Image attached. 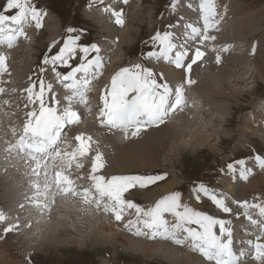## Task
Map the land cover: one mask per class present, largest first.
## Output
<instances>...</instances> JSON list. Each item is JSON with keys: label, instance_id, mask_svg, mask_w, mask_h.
<instances>
[{"label": "rangeland", "instance_id": "rangeland-1", "mask_svg": "<svg viewBox=\"0 0 264 264\" xmlns=\"http://www.w3.org/2000/svg\"><path fill=\"white\" fill-rule=\"evenodd\" d=\"M122 1L123 0H117L115 4H112V6L109 8L110 10H105V13L106 11H108L106 14L111 16L112 12L114 11L115 6L124 5V2L122 3ZM35 3L37 4L40 10L42 9L43 11H46L47 17L45 15V19L42 21L43 22L42 28L39 31L34 30L28 27L27 25H25L26 27L29 28V31L25 32L26 34L24 36H21V39H19L20 40L19 43L15 45V48L11 51L12 53L10 52V61H9L10 68H8L7 75H5V77L2 79L3 80L2 82L9 83L12 86L13 84L16 85L17 82L15 81L14 74H11V73L21 70V67H23L24 63L27 61H28L27 63L33 64V67H31V70H30L32 74L29 75L28 73L27 75L29 77H27L26 79L31 86L32 85L40 86L38 81L41 79L44 80L43 88H41L40 86L39 87L40 89H37V93L38 94L42 93L41 96L44 98L43 102L41 103V106L45 105L44 100L48 101L49 99H52V98H49V95H48V91H47L48 78H46L47 74L51 73V75L54 78V79L52 78L54 80L53 81L54 87L56 88L58 92V99L59 100L63 99L65 106H68L71 108L70 106L71 104H74L76 101H82L85 103L86 106L90 104L94 105V115L99 114L100 112L99 103L94 101V99L91 97L87 89L71 90L70 87L68 88V87L61 86V82H60L61 80H58L59 77L54 76V71H52V68L50 66H43L41 64L42 58L50 54H55V52L62 46V43L69 36V33L67 31L68 29L75 30L73 33H71V35L73 36L76 35L77 33L79 34L80 43L82 45L93 44L99 47L100 49L99 54H101L102 56H107L109 65H111L109 66V68H107L108 73H111L117 67H122L123 69L131 68L130 67L131 63H137L139 65H143L144 67H147L150 70L156 69V72H158L159 70V73H157L158 77L160 74H162L165 82L170 81L169 79L170 77L168 78L169 80L166 78V75L169 76L170 69L168 70L162 69L159 61L157 62V60L148 59L147 54L150 51L159 50L158 48H155L150 43L151 38L155 36L158 32L163 33L165 31H168V28H167L168 25L175 24L176 19L174 18V16H176V14H180L179 12H175L176 10L173 9V8L178 7L177 0H174V1L173 0H137V1L133 0V5L135 6L133 7V10L131 9L130 11L128 10V14L126 13L125 10H124L125 11V14H124V11H123L124 24L122 27L118 26L115 23V18L113 20L110 19L111 22L105 21L107 27H111L110 28L111 30H109L110 33L113 34V35L112 34L110 35L112 37L109 41L105 39V37H109V35L103 33L102 32L103 27L101 28L98 22L94 20L95 17L93 16V14L95 13V10L93 9H95L94 8L95 4H89L91 3V0H35ZM173 3L176 4L175 7H172ZM189 3H190L189 0H183V1L180 0L181 6L188 7ZM167 5L170 7V9H168L169 7H166ZM230 5L232 6L231 8L233 11L235 9L234 6L236 7L238 6L237 11H239V13L236 11L237 12L236 14L239 15L243 11L241 14L242 15L244 14V16L240 18L241 20L246 18L247 20L245 19L242 21L244 22L247 21L248 23L245 22V24L247 25L246 27H244V30L241 33H239L234 27L229 28L230 29L228 32L229 34L227 33L226 34L227 36L224 39H226L227 41H231L230 43H231L232 49L228 50L230 51V53L232 54H234L235 52H237V54L245 53V55L248 58L245 61V66L241 65L240 67H236V64H237L236 62L234 67L229 68L231 70H234L235 68V71L236 70L238 71L237 68H242V69H239L238 71L239 74L236 72V75L238 76H236L234 79L229 80L228 82L229 85L227 84L228 88L223 87V85L226 84L224 81H218L220 78V76L217 75L218 73L216 72L213 73L209 71L210 70L209 69L208 73L211 72V74H209V76H211L210 77L211 79H209V82L211 81L210 84H212L211 89H209L210 92L203 91L202 89L197 90L196 93L193 91L191 92V90H195V86L199 84L200 80L198 81L196 79L195 74L193 75L194 77L190 75V79L193 78L192 81H194V83L192 84L193 86L191 85L190 87L186 85L185 91L186 92L189 91L188 93L190 94H188L189 95L188 99L192 98L194 105H196L197 103L199 104L198 106L196 105L197 108L199 109L195 110L193 114L197 112L198 113L200 112V113L194 114V118H193V115H191V113L185 112L186 110L184 109L183 110L181 109V111H179L180 113L179 112L173 113L170 117V121L171 120L175 121V119L178 117V120H181V122H176L178 127H175L173 132L171 133L170 137L173 135L172 138L167 137L168 135L167 136L165 135L162 137L163 140L165 137H167L166 143H163V140L160 141V139H158L159 136L155 134L159 131L161 132V130L153 131L154 133L152 134L155 136L144 138L142 139L143 142L141 143H137L136 141L135 144L137 143V148L139 151H142L144 149L145 150L146 149L157 150V153L154 154V158H155L156 163L159 165L158 166L159 168L150 169V170L142 169L143 171L138 170V171H133L135 173L133 172H130V173H133L134 175H144V174L165 175L167 177L166 180L161 181L158 184L148 188V191H151L153 188H156L158 186L168 185L169 181L172 179H174L176 182L180 181L179 183L181 184L179 186H176L175 189L173 188L172 190H170V192L168 191L167 193L161 196H158L161 198H164L165 196L173 194L175 192L182 193V198H185L186 193H190L191 189H193L194 186H198L199 183H203L205 186H211L212 189L222 190V194L220 193V196L224 195L225 198L232 199L233 201L239 198L240 204L247 202L248 208L242 209L240 207L239 217L237 215H234L235 213L232 210H231V215H225L224 213L220 214L219 211L206 199L203 200L204 201L203 204L202 203L200 204L201 206H198V207L195 206L194 202L190 203V205H194L192 206V208H194L195 210H197V208L202 209V213L206 212V214L211 215L213 218H217V219L224 220L226 222H230L227 225L229 229L232 227V224H235L237 221L240 220L239 223H236V225L234 226L235 230H233V233H235L236 238H239V235L241 237V234L239 232L241 229L251 232V230L249 229V226H244L243 220H242L243 218L250 219L252 229L255 228L256 226H259L258 232H260V234L257 236V239L259 240L260 247L263 250L264 249V224H261V222H259L257 215L250 216L248 214L252 211L254 212L256 211L257 214L264 215V212L258 211L256 207H253L254 204H260L261 206H264V184L258 187V189L255 192L251 190L249 192H241V189L245 188V186L252 184V182L255 181L254 180L255 177L257 176L264 177V170L259 169L257 164L254 162V160L248 159L250 157H253L254 154H260L261 156H264V126L254 127L256 125L255 121H258L257 118L258 119L262 118L263 123H264V116L261 115L260 117L259 110H257V106L262 109L264 105V81L262 80V78L255 79L256 75H255V70L253 66V58H255V56L256 57L258 56L257 58L260 60V66H264V0H230ZM4 6H5V0H0V9H2ZM136 11L139 14V18L137 21L138 25H133L129 29V25L131 24V20H132L131 15L134 14ZM220 12H221L220 16L222 15L224 16L225 14L224 8H223V11H220ZM9 15H11V13H9ZM191 15H193V17H197V12H195L194 14L192 13ZM242 15H239V16H242ZM91 16H92V19H91ZM59 18H61V21L59 20ZM185 19L184 18L181 19L182 22L180 21L181 24L177 27V29L181 30L182 33H185L187 31L188 28L186 26L189 25V22L185 21ZM140 22L142 26L140 25ZM111 24L113 26H111ZM193 24H196V23H193ZM235 25L233 24V26ZM249 25L250 27H248ZM181 26L183 29H181ZM223 29H226V28H223ZM172 30L171 31L174 32V28ZM202 31L203 29H201V32ZM248 31H251V32L248 33ZM174 36L177 37L176 34H174ZM124 37L126 38L127 44H122L121 42V40ZM221 40L223 39L221 38ZM236 42L238 44L240 43L241 46H238ZM226 43L228 44L229 42H226ZM218 44L221 47L223 46L224 49H227L228 47L227 44L225 45L224 43L223 45L221 43H218ZM32 45H36V46H32ZM53 45H55V48H51V46ZM24 46L27 48L25 50V52L27 53L23 52ZM20 47H21V50L19 49ZM50 48H51V53H50ZM15 53H16L17 58L15 57ZM78 61L79 59L73 62L74 64H76ZM237 61L238 63L239 62L242 63L241 60H237ZM250 66H253L252 69L250 68ZM42 67L47 68V70L44 71L43 73V77L40 76ZM194 68L195 67H193L192 72L194 71ZM218 69H219L218 70L219 72L221 71L222 67ZM223 69H226V68H223ZM55 71L64 73L66 69L58 68V69H55ZM246 75L248 78H250L253 75L252 80L251 79L245 80V82L243 83H241L240 81L239 83L237 77L242 76L243 79H246L245 78ZM195 82H197V85ZM179 83H182V82L172 81L169 85L173 89H176ZM189 88H191V90ZM253 89L255 92L253 94H248L246 92V91L251 92V90ZM235 91L238 92L240 95L242 94L241 97L230 99L229 101H227L224 98L217 99V98H214L215 96H211V94H214V92H220L224 97H227L229 96L230 93H233V92L235 93ZM81 92L86 94L84 98L81 97L82 96L80 95ZM71 97L76 100L75 101L70 100L69 98ZM1 99L6 100L5 97L2 95V93H1ZM212 101L214 103L216 102V104H214ZM190 106L192 107L191 104ZM178 110L179 109H177L176 111ZM91 111L90 112L87 111V114H88L87 117L86 118L82 117L83 118L82 121L80 123H77V125L76 124L74 125H76V127H79L81 125L83 126V124L85 123H91L90 121L93 122L94 121L92 120L93 116L89 114L91 113ZM4 113L5 112H0V126L2 124L8 125L7 128H8V132L10 133V136H11L12 127L15 128L17 133H21V134L23 133L24 128H26L28 129L29 134L35 135V137L32 138L33 143L38 144L37 140L39 138H41L42 141L44 140L43 137L41 136V132H38V133L31 132L33 127H37L40 125V121H43L42 118L39 120H35L34 117H36V115H33L31 113H26L25 115H22V117H19L16 114L12 116L9 115L8 116L9 118H6V117H3ZM179 124L182 126L179 127ZM20 126H24V127L20 128ZM4 128L5 127L3 126L0 129V142L2 143L3 149H4L3 151L4 155L0 156V173L3 172V174L6 175V171L8 170L10 171V169L14 167L12 163L13 157L10 155L14 153L12 152L8 153L5 150V148H8V150L10 151L11 144L10 145L8 144L9 137ZM62 128H63L62 135L60 136L56 135V138H54L55 133L53 132L51 135L45 134V138L50 144V147L40 154H43L41 156L46 155V157H49L48 159L36 160V159L31 158V159H28L27 162H24L22 160L17 161L19 162L20 166L15 165L16 170L15 171L13 170V172L10 174L11 178L8 179V182L12 181V182L19 184V186H22L21 190H25V191L21 192L20 190L18 191V194L23 193L22 195L23 197L24 195H26L24 199L25 200L28 199L27 203H29V201L36 200V198H34L35 191L41 188L39 186L40 185L39 183L43 181V183L49 182L48 185H51V189L49 191L50 193L47 194L49 196L46 195V198H43V200L45 199L44 201L45 205H43V207H46L47 205H49V207H52V205H56L57 204L56 196L52 188H53V184L55 182V178L57 177V175H61V174L67 175L70 180L76 181V182L79 181L80 183L87 181L86 174L85 175L82 173L79 174L78 172L74 171L75 169L73 166H75V164L81 163L80 165L86 168L85 171L87 172L88 169L92 168L91 164L95 160V156L93 157L91 153V149H89L88 146L85 145L82 141L80 140L77 141L72 136H68L67 134H65L64 136V130L67 127H62ZM247 130L249 131L251 130L252 132H248ZM175 133L177 135H175ZM112 134H114V132H112ZM115 134H118V133H115ZM120 135H124V134H120ZM256 135L257 137H255ZM145 139H149V140L146 141ZM28 140L29 139H27L25 143ZM125 140L127 139H124V141ZM77 142H79L80 146ZM32 147L34 148L36 147V145L34 144ZM81 147L86 151L85 155L87 156V158L78 157L81 152ZM101 152L102 151H100L99 153ZM71 153H73L74 155H72ZM112 154L113 152L111 151V156H112L111 159L110 157H107L106 161L103 160L105 162V167L102 172H97L98 176L103 177L105 179H110V177L119 175V173L113 171V166L118 167V165H120L121 162L117 161V159L114 158L113 156L114 154L113 155ZM65 156H68V157L64 158ZM39 158H42V157H39ZM102 158H103V155H102ZM240 158H243V159L246 158V160H248V163L246 164V162L244 161L243 165H238L237 173L234 177L233 174H229L227 172L226 166L229 164H232L234 161H237ZM63 163H68V164L71 163L69 165L71 169L68 170L65 167H63ZM38 164H40V168H37ZM48 168H51V172L49 174L46 173L45 178L41 177V172L42 171L45 172V170H47ZM242 170L244 171L250 170L246 180L241 179L239 176V173ZM162 171H165L167 173L162 172ZM157 172H161V173H157ZM224 172H226L227 175L229 176L227 180H223ZM122 174L127 176L126 174H129V173H122ZM28 176L34 177V182L30 186L26 184V180ZM5 177L7 178V176ZM229 180L231 181L234 180V182L236 180H240L241 183H239L238 181L237 182L238 185L237 183H234V186L231 187L228 185ZM229 188L231 190H229ZM41 189L46 190V187L41 188ZM214 191H218V190H214ZM74 196L77 197L78 194ZM129 198L132 199V196L130 195V197H128L127 194H125V199L131 202ZM6 200L7 198L5 199V201ZM137 200L138 202H140V204H144L141 201V198L139 199L137 198ZM225 201H226L227 207L229 208V201L228 200H225ZM86 202L87 203L85 206H88L89 209H92L96 215H100L99 218L102 219L100 221L94 222V224L91 226L92 237H94L93 238L94 240L95 238H99V235L103 234V231H101L100 228L102 226L104 228L107 227L105 224H102V223H104V221H109L110 223L109 215L111 212H109L108 214H106L105 211L96 213L95 212L96 209L99 210V208H103L102 204L98 205L94 201H91V200H87ZM184 203L186 202L184 201ZM88 211L89 210L83 208L82 210L83 216L86 217V214L88 213ZM130 212L131 210H126V214H129ZM29 215L30 214H27V212H24L23 214L24 218L19 220L18 224L14 223L15 226H12V229L16 231H13L10 235H13L15 233L16 234L18 233L19 235L22 234L23 235L22 239H24L25 241L24 244L23 245L21 244L20 246L16 245L17 240L16 242L13 241L12 245L7 244L8 248L9 247L12 248V249L9 248V250L7 251H9V254H11L14 258L16 256V258L14 259L13 257L8 256L6 254V249L4 250V247H3L0 249V253L4 250L3 251L4 253L2 252L3 255L0 254V263L3 260L1 259V257L8 258V262H10L9 260H12V261L14 260L13 261L14 263L18 262L17 264H30L29 257H31V264H106L105 263L106 261H107V264H167V262H169V259H167L166 256L163 257L161 255H159V257L163 258L161 261L159 259L157 260L155 259L153 262L144 261L136 253L135 254L132 253L130 249L128 250L125 249V251L123 252L124 249H122V247L118 244H115L114 251H113L108 246H100V247L93 246L95 247L93 249L84 248V247L78 248V247H75L74 245L69 246L68 244H66V240L65 241L63 240L64 246L61 245L62 248L58 249V251L56 249H49L46 251L42 247L38 248L37 246H35L32 243V242H35L34 239L36 238L46 239L45 232L47 231H57V234L66 231L65 234H69V235H72L73 232L75 234L76 232L75 230H72L73 232L69 230L68 225L64 219H61L62 222L60 224L49 223L51 221L49 219V216L51 215L50 213H46V215H43L42 217L44 218L43 220L32 219L29 217ZM90 217H96V216L90 215ZM6 222L9 223L8 220ZM35 226L41 227L42 229L45 230V232L44 230L40 232L39 228L33 229V227ZM29 227L32 228L33 230L29 229ZM37 230L39 232H37ZM216 231H217V234H219L218 229ZM39 234H42V235H39ZM29 235H31L30 238H29ZM242 236H245V235H242ZM12 237L14 238L16 236H12ZM5 238H3L4 240L2 239L1 244H4L5 242H7L8 239H5ZM97 242L101 244H110V241L105 238L97 240ZM241 245H242L241 243H239L238 245H233L234 247L233 250L237 252L238 251L236 250L237 247L240 249L242 248ZM189 250L193 251L192 249H189ZM186 253L182 252L180 254H173V255H174V258L177 260H187V258L185 257ZM258 253H261V254L258 255L257 257H259L262 260L264 258V256H261L263 252L258 251ZM257 257L255 261L260 260ZM198 258L199 257L197 256V259ZM203 262L205 263L206 260ZM242 262L244 261L242 260V258H240V260L236 261L234 264H242Z\"/></svg>", "mask_w": 264, "mask_h": 264}, {"label": "bare ground", "instance_id": "bare-ground-1", "mask_svg": "<svg viewBox=\"0 0 264 264\" xmlns=\"http://www.w3.org/2000/svg\"><path fill=\"white\" fill-rule=\"evenodd\" d=\"M111 1L112 0H105L103 2L100 1L101 3L96 4L95 9H93V10H95V13L93 14V16L95 17L94 20L96 22H98V24L101 28L103 27L102 32L109 35V37H105V39H107L108 41L111 39L112 36H110V35L112 33H110V31H109V30H111L110 29L111 27H107L106 22L110 21V19L113 20L114 17L112 14H111V16L107 15L106 13L108 11H106V13H105V10H110L109 8L112 6V4H115V2L117 0H115L114 2H111ZM189 1H190V3L191 2L195 3V5L193 7H184V6L180 5V0H177L178 8H173V9L176 10L175 12H179L180 14H176V16H174L176 21H175V24H173V25L179 26L181 24L180 21L183 18L184 19L186 18L185 20L189 21V20L198 19V17H202V13H201L200 8H199V0H189ZM122 3H123V1H122ZM215 3H217V6H218V7L216 6V10H219L220 8H224L225 14H224V16L222 15L220 17V19L218 20V25H219L218 28H220V29H217L216 32L213 33V35L216 37V39H215L216 42L213 41L214 43L211 42V43H207V44L203 45V48L201 50L205 52V57L203 58V60L201 62H199L197 65L193 66L195 68H194V71L191 72L190 75L192 77H194L193 75L195 74L196 79L198 81L200 80L198 85H197V82H195L197 85V86H195V90H191V88H189L191 90V92L193 91L195 93L197 90H200V89H202L203 91H209V89H211L212 84H210L211 81L209 82V79H211L210 78L211 76H209V74H211V72L218 73L217 75L220 76L218 81H224L226 84H224L223 87L228 88L229 80L234 79L236 76H238V75H236V72L239 74V72H238L239 69H242V68H237L238 71L237 70L235 71V68H234V70H231L229 68L234 67L236 62H237L236 67H240L241 65L245 66V61L248 59L247 56L245 55V53H242V54H237V52H235L234 54L230 53V51H228V50L232 49V46L230 43L231 41H227L226 39H224L227 36L226 34L230 30L229 28L234 27V28H236V30L239 33H241L244 30V27H246V25H247V24H245V22L246 23H248V22L242 21V20H245L246 18L242 19V20L240 18V17L244 16V14L243 15L241 14L243 11L239 14L242 16H239L238 14H236L237 12L239 13V11H237V7L239 5L237 4L238 5L237 7L234 6L235 9L233 8L234 9V11H233L231 8L232 6L230 5V0H215ZM235 4H233V5H235ZM133 7H135L133 5V0H128V3H126V4L124 3V5L115 6L114 11L115 12H123L125 10L126 13L128 14V10L129 11H130V9L133 10ZM138 9H136V10H138ZM168 9H170V7ZM240 10H242V9H240ZM125 11H124V14H125ZM132 12H134V11H132ZM195 12H197V17H193V15H191L192 13L194 14ZM124 14H123V16H124ZM234 14H236L237 17ZM189 15H191V16H189ZM234 16L236 17V19ZM138 18H139V14L137 11L131 15L132 20H131V24L129 25V29L133 25H138V22H137ZM91 19H92V16H91ZM233 20H234V22H233ZM241 21L244 23H242ZM248 21H250V20H248ZM112 24H111V26H113ZM233 24L234 25L236 24V25L233 26ZM140 25L142 26L141 22H140ZM27 26L34 29V30H37L36 27L33 25V23H29V24H27ZM193 26L198 27L197 24H193ZM177 27L174 28L173 33L176 34L177 37H181L182 35H184V33H182L181 30L177 29ZM248 27H250V25ZM223 28H226L227 30L223 29ZM27 29H29V28H27ZM181 29H183L182 26H181ZM250 29H252V28H250ZM177 30H179L180 32ZM37 31H39V30H37ZM175 31H177V32H175ZM249 32H251V31H248V33ZM129 33H131V32H129ZM129 33H127V34H129ZM254 33H256V32H254ZM186 34H190V31H187ZM221 38L223 40H221ZM0 39H1V37H0ZM195 41H190V42H195ZM236 41H238V40H236ZM121 42H122V44H127L126 38L124 37L121 40ZM174 42L179 43L181 41L176 40ZM226 42H229V43L227 44ZM218 43H221L222 45H223V43L224 44L226 43L228 46L227 47L228 52L224 51V47L223 46L221 47ZM107 44H109V43H107ZM237 45L241 46L240 43L239 44L237 43ZM32 46H36V45H32ZM21 47L19 48L20 50H21ZM241 48H243V47H241ZM26 49L27 48L24 46L23 52H25ZM212 49H215V51H213ZM25 53H27V52H25ZM221 53H223V54H221ZM40 56H42V55H40ZM245 56H246V58H245ZM15 57L17 58L16 53H15ZM217 57H220L221 62L219 64L216 63ZM257 57L255 56V58H253V66H254L255 75H256L255 79L262 78V80L264 81V66H260V60ZM237 60H241L242 63H240V62L238 63ZM27 62H25V63L23 62L24 66L21 67V70L15 71L14 73H11V74H14L15 81L17 82V83L15 82L16 85L13 84V86H12L9 83L0 84V89L5 90V91H3V94L6 95V96H4L6 100L1 99V96H0V112H8V113L10 112L12 114L18 115L19 117H22V115H25L26 113H31V114L35 115L34 114L35 109L33 107L37 105V103L41 100V98H40L38 93L35 97H33V95H34L33 88L34 87L31 86L26 79L27 77H29L27 75L28 73H29V75L32 74V72L30 70H31V67H33V64H30ZM142 62H144V61H142ZM148 62H150V61H148ZM159 63H160V66L162 67V69H166V70L170 69L169 70V76L166 75L167 79L170 77L169 78L170 81L171 80L172 81H179V82L185 81L186 73L183 70H178L176 68H174V70H172L170 67H174L173 65L167 64L163 61H159ZM136 64L137 63H131V65H136ZM148 65H150V64H148ZM167 66L168 67L170 66V67L168 68ZM253 66H250V68L252 69ZM14 67H15V65H14ZM221 67H222L221 71L218 72V70H219L218 68H221ZM223 68H226V69H223ZM208 70L211 72L208 73ZM52 71H54V70L52 69ZM152 71L155 73L156 69H152ZM248 71H250V70H248ZM157 73H159V70H158V72H156V74ZM116 74L109 76V75H107L106 72H104L102 78L97 83V85H96V83L95 84L90 83L85 87L83 85L82 81H81L80 87H75L72 84V82L67 85V87L68 88L70 87L71 90H77V89H87L88 90V92L90 93V95L94 99V101L98 102L100 105V112H99V114H95V115H94V105L93 104L86 106L84 102L76 101L74 104L70 105L71 108L68 106H65L64 100L58 99V92H57L56 88L54 87L53 76L51 75V73L47 74V76H46V78H48V80H47L48 81L47 91H48L49 98H52L53 100L52 99H49L48 101L45 100L46 104L48 106V115H44L45 117L42 118L43 121H40V125L37 127H33L32 131H31V132H36V133L41 132V136L43 137L44 140L42 141V139L39 138L37 140L38 144L33 143L32 138H34L35 135L30 134L28 137L29 140L24 144L26 150L32 149L35 152L43 153L45 150H47L50 147V144L48 143L47 139L45 138V134L51 135L53 130L56 131V129H58V131H60L63 129L62 127H67L64 130V136H65V134H67L68 136H72L77 141H79V140L82 141L85 145L88 146L89 149H91V153H92L93 157L95 156V160L91 164L92 168L88 169L87 172L85 171L86 168H84L83 166L80 165L81 163L75 164V166H73L75 169L74 171L78 172L79 174L80 173H82L84 175L86 174V177H87L86 182L80 183L79 181H77V182L72 181L69 179V177L67 175H64V174L63 175L62 174L57 175V177L55 178V182L53 184V188H52L55 192L57 204L52 205V207H49V205H47L46 207H43V205H45V203H44L45 199L43 200V198H46V195H44L40 199L36 198L37 200L39 199V201L36 200L38 203V206L35 207V206H32L31 203H27L28 199L27 200L24 199V197H26V195H24V197H23L22 196L23 193L18 194V191H20L22 189V186H19V184L12 182V181L8 182V179L11 178L10 174L13 172V170L14 171L16 170L15 167H12L10 169V171L9 170L6 171V175H4L3 172H1L0 173V222H1V224H0V236H1L0 237V249L4 247V250L6 249V254L10 257H13L11 254H9V251H7V250H9V248H11V247L8 248V245H12L13 241L16 242V240H17V242H16L17 246L24 244L25 241H24V239H22L23 238L22 234L19 235L18 233L17 234L15 233L13 235H10L13 231H16V230L12 229V226H15L14 223L18 224L19 220L24 218L23 217L24 212H27V214H30L29 217L32 219H40V220L44 219V218H42L43 215H46V213H50L51 215L49 216V219L51 221L49 223L60 224L62 222L61 219H64L68 225L69 230L70 231L75 230L76 233L74 234V232L72 231L73 234L69 235V234H65L66 231H64L62 233L57 234V231L45 232V230L39 226L33 227V229L39 228L40 232L44 230V232L46 233V237H45L46 239H42V238L37 239L36 238V239H34L35 242H32V241L31 242L35 246H37L38 248L42 247L46 251L49 249H56L58 251V249L62 248L61 245H63V243H64L63 240L64 241L66 240V244H68L69 246L74 245L75 247H78V248L84 247V248H92L93 249V248H95L93 246H96V247L97 246L98 247L108 246L113 251H114L115 244H118L122 247V249H124L123 252L125 251V249L126 250L130 249L132 251V253H134V254L136 253L141 259H143L144 261H147V262H153L155 259L156 260L159 259L161 261L163 259V258L159 257V255H161L163 257L166 256V258L169 259V262H167V264H209V263L214 264V262L208 263L207 261L204 263L203 261H205L206 259L202 258L201 255L199 254V252H194V251L189 250V249H192L190 242L187 244H184L182 246H178L171 241H166V240L161 239L159 236L155 240L150 238V234L149 235H143V236H136L134 234V232H135L134 228L133 229H126L124 227L125 223H127L129 220L135 219L136 214H135L134 210H131V212L129 214H126L124 216V219L122 222H117L115 220L114 216L110 213V215H109L110 223H109V221H104V223H102V224H105L107 227L104 228L102 226L100 228L101 231H103V234L99 235V238H95L93 240L94 237H92L91 226L94 224V222L100 221L102 219L99 218L100 215H96L92 209H89L88 206H85L87 203L86 201L91 200V201H94L98 205L102 204L103 208H99V210L96 209L95 210L96 213H99L101 211H105V206L110 205V202L108 201L106 196L103 200H101L102 193L100 191H98V189H97L99 179H98L97 172L94 171L93 168L97 167L98 157H102V155H103L102 159L104 161L107 160L106 159L107 157H110V159H111V157H112L111 151H112L114 154V155L112 154L114 156V158H116L117 161L121 162V164L118 165V167L113 166V171L119 173L118 176H123L122 173H129L126 175H134L133 173H135V172H133V171H138V170L143 171L142 169H147V170L157 169V168H159L158 167L159 165L156 163L155 158H154V154L157 153V150H155V149H149V150L146 149L145 150L144 149L142 151H139L137 148V143L143 142L142 139H144V138L154 137L155 135H153L152 133H154L153 131H155V130H157V131L161 130V132L159 131V132L155 133L160 137V138L158 137V139H160V141L163 140L162 137L165 135L166 136L168 135L167 137L172 138L173 135L170 137L171 133L173 132L175 127H178L176 122H181V120H178V117L175 119V121L174 120L170 121V117H171L170 116L166 120V122L163 123L161 126H159V127L153 126L152 128H148L146 131L141 132V134H140L141 136H138V138L127 139L125 141H124V139H125L124 135H120V134H124L123 132L114 131V134H112L113 131H111V132L109 130L107 131L104 128V127H106V121L101 119L102 108H103L102 95L104 93V90L110 87L111 80ZM252 76L250 78H248L246 75V77H245L246 79H243L242 76L237 77V78H238L239 83H240V81H241V83H243V82H245V80H250V79L252 80ZM12 78H13V76H12ZM106 79L110 80V83H109V85L102 87L103 82ZM170 81H168L169 83L168 82L167 83L170 84L172 82V81L171 82ZM252 82H254V81H252ZM9 88H15L18 92L16 94H11L9 91ZM38 89H40V88H38ZM188 92L185 91L186 103L183 104L181 109L186 110L185 112L191 113V115H193V118H194V114L200 113V112L199 113L197 112V113L193 114V112L195 110L199 109V108H197V106L199 104L197 103L196 104L197 106H196V105H194L192 98L188 99V96H189L188 94H190ZM246 92L248 94L255 93L254 89L251 90V92H249V91H246ZM24 95H25V97L28 95L31 98L28 97V98H26V100H24L23 99ZM241 95L236 91H235V93L234 92L230 93L229 96H227V97H224L220 92H214V94H211V96H215L214 98H217V99L224 98L227 101H229L230 99H235V98L241 97ZM81 97L84 98V96H81ZM69 99L72 101L76 100L72 97ZM8 100H9L8 103H5L2 105L3 102H7ZM189 103L192 105V107L190 106ZM214 104H216V102ZM1 105H2V107H1ZM217 105H215V106H217ZM92 109H93L92 114L94 115V117L98 118L102 121H99V120H97L96 122L90 121L91 123H85V124H83V126L80 124L81 126L76 127L77 123H80L82 121V119H83L82 117H84V118L87 117V115H88L87 111L90 112ZM263 109H264V105H263L262 109L257 106V110H259V114H260L259 116L260 117H261V115H264ZM71 110H72V115H68L67 112H69ZM79 117H80V120H79V122H77ZM257 120L258 121H255L256 125L254 127L264 126L262 118H259V119L257 118ZM84 122H86V121H84ZM65 123H67V124H65ZM74 124H76V125H74ZM1 126L2 127L4 126L6 133L9 134L8 128H7L8 125L2 124ZM180 126H182V125L179 124V127ZM23 127L24 126H20V128H23ZM178 130H179V128H178ZM181 130H182V128H181ZM247 131L252 132L251 130L250 131L247 130ZM115 133H118V134H115ZM175 135H177V134L175 133ZM167 137L164 138L163 143L167 142ZM255 137H257V135ZM54 138H56V135L54 136ZM145 140L148 141L149 139H145ZM136 141H137V143L135 144ZM61 143H62V141H61ZM77 143L79 144V142H77ZM34 144L36 145V147L33 148L32 146ZM79 146H80V144H79ZM3 151H4L3 145L0 142V156L4 155ZM100 151H102L104 153H102V152L99 153ZM85 152L86 151L81 147V152H80V155L78 157L79 158L80 157H86L87 158V156L85 155ZM95 152H97V153H95ZM71 154L74 155L73 153H71ZM76 155H77V153H76ZM66 157H68V156H65L64 158H66ZM47 158H49V157H47ZM144 158H146V159H144ZM70 164L63 163V167H65L66 169L69 170V169H71V167L69 166ZM147 166H149V167H147ZM37 168H40V164L37 165ZM141 171H139V172H141ZM50 172H51V168H48L47 170H45V173L49 174ZM130 172H133V173H130ZM162 172H165V171H162ZM157 173H161V172H157ZM165 173H167V172H165ZM229 174H232V173H229ZM5 176H7V178ZM228 178H229V176L227 175L226 172H224L223 173V180H227ZM254 180L255 181H253L252 184L245 186V188L241 189V192H249L250 190L255 192L258 189V187H260L262 184H264V177L263 176H257V177H255ZM238 181H239V183H241L240 180H236L235 182H234V180H232V181L229 180L228 185L233 187L234 183H237ZM33 182H34V177L28 176V178L26 180V184L28 186H30ZM179 182H176L174 179H172L169 181L168 185L158 186L156 188H153L151 191H148V189H135V190H132L129 193H127V196L130 197V195H131L132 199L129 198V200L131 202H134L137 206L142 207L145 210H148L149 208L154 207L159 202V200L162 199L161 197H158V196H161V195L167 193L168 191L170 192V190H172L173 188L175 189L176 186H179L181 184ZM237 185H238V183H237ZM25 188H26V186H25ZM212 190H218V191H214V193L217 195V197L221 198V199L228 200L229 201V209L234 211V213H235L234 215H237L239 217L240 207L237 206L238 204H240L239 198L235 199L233 201L232 199L225 198L224 195L220 196V193L222 194V190H220V189H212ZM229 190H231V189L229 188ZM23 191H25V190H21V192H23ZM36 191H37V195L38 194H44L45 189L42 190L41 188H39ZM38 191H40V193H38ZM76 194H78L77 197L74 196ZM6 198H7V200L5 201ZM137 198L138 199L141 198V201L144 204H140V202H138ZM13 200H14V202H13ZM184 201L189 205H190V203L194 202L195 206H197V207L201 206L200 205L201 203H198L197 200L193 197L192 189H191L190 193H186V197L183 198V202ZM203 203H204V201L202 202V204ZM194 205H190V206L192 207ZM83 208L89 210L88 213L86 214V217L83 216V214H82ZM197 210L202 212V209H200V208H197ZM254 210H256V209H254ZM204 213H206V212H204ZM219 213L221 214L222 212L219 211ZM251 213L254 214V213H256V211L255 212L252 211ZM88 214H90L92 216L95 215L96 217H90V215H88ZM166 218H168V217H166ZM7 220L9 221V223L6 222ZM239 221H237L236 223H239ZM10 222H11V224H10ZM236 223L232 224V227L229 229L232 233L231 236L230 237L226 236L224 238L225 244L227 247H226V250H225V252L221 258L223 260L229 262V264H234L236 261L240 260V258H242V260L244 261V262H242V264H264V258L261 260L259 257H257L258 255L261 254V253H258V251H260L259 240L254 238L253 236H250V232L247 230L245 231L243 229H241L239 231L241 234V237L239 235V238H236L235 233H233V230H235L234 226L236 225ZM243 224H244V226H248V224H246L245 222H243ZM8 228H11L12 231L8 232V234L5 238L4 233H5L6 229H8ZM141 228H142V226H141ZM29 229L33 230L30 227H29ZM37 232H39V231L37 230ZM39 235H42V234H39ZM242 235H245V236H242ZM12 236H16V237L13 238ZM43 236H45V235H43ZM60 236L63 238H61ZM30 237H31V235H29V238ZM3 238L8 239V240L5 243L3 242L4 244H1ZM102 238L109 240L110 244L98 243L97 240H100ZM229 241H230V243H229ZM239 243L242 244L241 245L242 248H240V249L238 247H237V249L235 248L236 250H238L237 251L238 253H237L233 250V248H234L233 245H238ZM21 249H19V250H21ZM13 250H15V249H13ZM179 250H181V251H179ZM10 251H12V250H10ZM167 251H169V252H167ZM2 252L0 253L1 255H3ZM182 252H185V253L187 252L186 256H185L187 258V260H177L174 258L173 254H180ZM197 256L199 257L198 259H197ZM254 256H255V258H254ZM261 256H264V253H262ZM256 257L259 258L260 260L255 261ZM15 258H16V256H15ZM216 258H218V257H214V259H216ZM1 259H3V260L1 261L0 264H5V263L6 264H17L18 263V262L14 263L13 262L14 260L13 261L9 260L10 262H8V258H6V257L5 258L1 257ZM105 263L107 264V261Z\"/></svg>", "mask_w": 264, "mask_h": 264}, {"label": "snow or ice", "instance_id": "snow-or-ice-1", "mask_svg": "<svg viewBox=\"0 0 264 264\" xmlns=\"http://www.w3.org/2000/svg\"><path fill=\"white\" fill-rule=\"evenodd\" d=\"M97 2L98 0H91L92 4ZM123 2L126 4L128 0H123ZM175 6L176 4L173 3L172 7ZM199 8L202 13V32L200 28L189 24L186 27L190 29V34L176 37L171 30L178 25H168V31L158 32L151 38L150 43L159 50L150 51L147 54L148 59L163 61L178 70H183L186 73L185 83L188 86L194 83L190 79L193 66L205 57V52L201 50L204 43L216 39L209 33L217 30L219 26L217 19L219 14L216 10L215 0H199ZM45 15L46 13L38 8L35 0H5V6L0 9V37H4L8 32L18 30L23 34V26L29 23H33L36 29L40 30ZM112 15L115 18V23L122 27L124 24L123 12L114 11ZM67 31L69 36L62 46L55 54L42 58L41 64L50 66L54 70L55 77H63L64 81H71L75 87H80L82 81L86 87L102 75L104 63L99 55L100 49L95 45H82L78 33L74 36L71 35L75 31L74 29ZM197 37L200 38V43L192 50L188 44L190 41H195ZM176 40L181 42H174ZM51 48H55V45ZM212 50L215 51V49ZM77 59H79V63L74 64L73 61ZM220 62V57H217L216 63ZM58 68L67 71L64 73L55 71ZM46 70L45 67L41 68V77ZM38 83L43 88V80H39ZM184 103L185 89L183 86L173 89L164 81L162 74L158 77L147 67L136 65L119 71L112 78L110 87L104 90L101 119L106 121V126L123 132L125 139H134L150 127L161 126L177 109L182 108ZM248 159L254 160L258 168L264 170V156L254 154ZM243 164L244 161H234L226 166V170L235 177L237 165ZM104 167L105 162L102 157H98L97 167L94 171L102 172ZM249 172L250 170L240 171V178L246 180ZM166 179L165 175L149 174L113 176L110 179L101 177L97 189L102 193L101 200L106 196L110 202V206H105V213L111 212L117 222H122L126 210H134L135 219L129 220L124 227L126 229L134 228L136 236L150 234V238L153 240L159 236L178 246L190 242L192 250L199 252L206 261L214 262V264H229L221 257L227 247L224 238L230 237L232 234L227 226L230 222L195 210L183 202L180 192L165 196L148 210L125 199V194L132 190L148 189ZM192 193L198 203H202L206 199L217 210L225 215H231L226 201L218 198L214 191L203 183L194 186ZM237 206L245 209L248 208V203L245 202ZM253 207L264 212V206L260 204H254ZM217 229L219 234H217ZM10 231H12L11 228L6 229L4 236L6 237ZM214 257L218 258L214 259ZM29 262L31 264V257H29Z\"/></svg>", "mask_w": 264, "mask_h": 264}]
</instances>
